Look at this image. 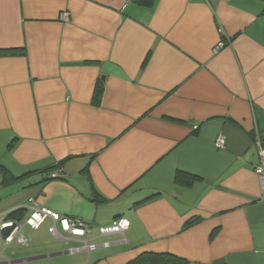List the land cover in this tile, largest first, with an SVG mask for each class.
<instances>
[{"label": "crops", "instance_id": "crops-1", "mask_svg": "<svg viewBox=\"0 0 264 264\" xmlns=\"http://www.w3.org/2000/svg\"><path fill=\"white\" fill-rule=\"evenodd\" d=\"M0 51L15 53L0 56V164L65 162L55 180L0 178V216L36 203L92 227L24 226L0 264H264V0H0ZM120 218L125 236L100 235Z\"/></svg>", "mask_w": 264, "mask_h": 264}, {"label": "built area", "instance_id": "built-area-1", "mask_svg": "<svg viewBox=\"0 0 264 264\" xmlns=\"http://www.w3.org/2000/svg\"><path fill=\"white\" fill-rule=\"evenodd\" d=\"M65 17L67 16L64 15ZM219 48L215 50L217 53ZM255 145L258 151V163L254 168V172L259 178L260 186L264 198V141L257 137ZM217 146L224 148L225 139L220 137L217 140ZM56 176V174H55ZM33 202V200H31ZM28 215L23 220L8 219L7 215L0 216V246L6 249L10 245L17 243L18 245H24L27 243V238L22 234L24 226H28L34 230L40 229L44 223L50 219L53 222V226L50 228V233L57 237L60 233V229L67 233L70 237L85 238L88 233L92 232L90 227L85 221L77 218L66 217L53 212L50 209L41 207L36 203L26 208ZM130 227V222L127 219L120 218L113 222L110 227L100 229L101 236H110L120 234L125 236L126 231ZM102 247H109V245H103ZM99 248L97 245H90L85 243L83 250L90 251Z\"/></svg>", "mask_w": 264, "mask_h": 264}, {"label": "trees", "instance_id": "trees-1", "mask_svg": "<svg viewBox=\"0 0 264 264\" xmlns=\"http://www.w3.org/2000/svg\"><path fill=\"white\" fill-rule=\"evenodd\" d=\"M134 2L139 7L150 8L153 6L155 0H134ZM8 54L10 55V54H15V53L14 52H2V51H0V56H4V55H8ZM103 89H104V86L100 82L98 84L97 89H96V94L94 97V103L98 104L100 102V99H101L102 94H103ZM15 142L16 141H13L10 143L8 150H12V148H14ZM64 165H65V162H61L52 168H48V169L41 170V171L30 172V173H27L26 175H23L21 177H17L8 168H6L4 165L0 164V178H1L3 186H11L15 183L20 182L23 178H26L28 176H32L35 174H44V173L53 171L54 173H52L49 180H55V179L60 178V176L63 172ZM55 174H56V176H55ZM49 180L45 179V180H43L42 183L45 184ZM196 180H199V177L192 175L188 172H184V171H178L176 173V177H175L176 183H181L184 185L192 184ZM147 200H149V199L143 200L142 202L138 203L137 205L142 204L143 202H145ZM25 215H26L25 209H18V210H15V211L9 213V215H7V218L8 219H14V220H22L25 217ZM199 221H200L199 218H194V219L188 221L184 228H189V227L197 224ZM128 264H190V263L186 259L175 256V255L170 254V253L147 252V253L141 254L140 256H138L136 259H134L133 261H131Z\"/></svg>", "mask_w": 264, "mask_h": 264}]
</instances>
